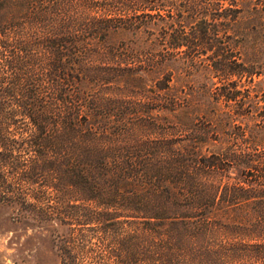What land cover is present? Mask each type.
I'll use <instances>...</instances> for the list:
<instances>
[{"label":"trees","instance_id":"obj_1","mask_svg":"<svg viewBox=\"0 0 264 264\" xmlns=\"http://www.w3.org/2000/svg\"><path fill=\"white\" fill-rule=\"evenodd\" d=\"M0 205L61 264H264V0H0Z\"/></svg>","mask_w":264,"mask_h":264},{"label":"rangeland","instance_id":"obj_2","mask_svg":"<svg viewBox=\"0 0 264 264\" xmlns=\"http://www.w3.org/2000/svg\"><path fill=\"white\" fill-rule=\"evenodd\" d=\"M0 205V261L4 264H61L56 237L66 228L38 223Z\"/></svg>","mask_w":264,"mask_h":264}]
</instances>
